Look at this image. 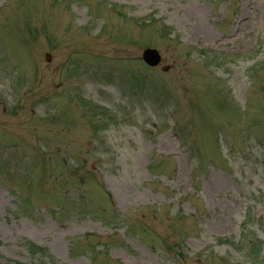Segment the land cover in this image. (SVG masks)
<instances>
[{
    "label": "rangeland",
    "instance_id": "obj_1",
    "mask_svg": "<svg viewBox=\"0 0 264 264\" xmlns=\"http://www.w3.org/2000/svg\"><path fill=\"white\" fill-rule=\"evenodd\" d=\"M222 260L264 264V0H0V264Z\"/></svg>",
    "mask_w": 264,
    "mask_h": 264
},
{
    "label": "water",
    "instance_id": "obj_2",
    "mask_svg": "<svg viewBox=\"0 0 264 264\" xmlns=\"http://www.w3.org/2000/svg\"><path fill=\"white\" fill-rule=\"evenodd\" d=\"M144 59L146 62H148L150 65H157L160 60L161 57L159 55V52L155 49H147L144 51ZM163 70H168V67H164Z\"/></svg>",
    "mask_w": 264,
    "mask_h": 264
}]
</instances>
